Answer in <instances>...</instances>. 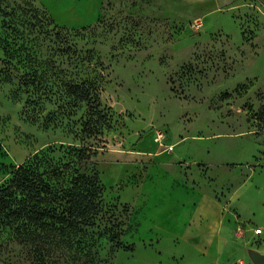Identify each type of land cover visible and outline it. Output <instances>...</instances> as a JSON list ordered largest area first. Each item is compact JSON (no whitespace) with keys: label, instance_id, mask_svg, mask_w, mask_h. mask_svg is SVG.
I'll use <instances>...</instances> for the list:
<instances>
[{"label":"rangeland","instance_id":"1","mask_svg":"<svg viewBox=\"0 0 264 264\" xmlns=\"http://www.w3.org/2000/svg\"><path fill=\"white\" fill-rule=\"evenodd\" d=\"M96 1L36 4L75 28L76 69L98 81L110 127L81 136L87 106L70 121L58 102L35 106L32 120L16 82L0 83V184L34 152L75 141L94 152L81 170L98 171L128 224L124 247L104 242L98 264H255L249 252L264 253V0H100L98 16ZM175 178L210 193L224 215L177 219L161 207ZM0 264L36 263L12 241Z\"/></svg>","mask_w":264,"mask_h":264},{"label":"trees","instance_id":"2","mask_svg":"<svg viewBox=\"0 0 264 264\" xmlns=\"http://www.w3.org/2000/svg\"><path fill=\"white\" fill-rule=\"evenodd\" d=\"M7 1L0 0V83L16 82L32 120L38 118L35 106L44 102H58L70 121L86 105L78 132L99 137L111 116L100 107L95 76L79 77L85 68L76 69L75 28L58 25L36 0ZM74 142L34 152L12 166L0 184V251L13 241L36 264H98L104 242L124 247L128 224L122 212L105 199L98 171L80 168L94 152Z\"/></svg>","mask_w":264,"mask_h":264},{"label":"crops","instance_id":"3","mask_svg":"<svg viewBox=\"0 0 264 264\" xmlns=\"http://www.w3.org/2000/svg\"><path fill=\"white\" fill-rule=\"evenodd\" d=\"M96 4L99 6H94L93 11L94 14L98 16L100 13V0H97ZM168 194V198H164L167 200L162 202L161 207H164L177 219L183 216H188L189 218L199 217L200 221V219H208L207 217H210L211 214H217V216L220 214L219 217H222V215H224V211H226L223 210V206L220 204V202L207 191L194 188L186 183H182L176 178L173 181H170ZM167 201L168 204H166ZM210 211L212 212L210 213ZM191 220L194 219H190V221ZM185 224V226H187L189 224L188 221L185 222ZM223 225L224 224L222 222V226ZM227 226H231L230 222Z\"/></svg>","mask_w":264,"mask_h":264},{"label":"water","instance_id":"4","mask_svg":"<svg viewBox=\"0 0 264 264\" xmlns=\"http://www.w3.org/2000/svg\"><path fill=\"white\" fill-rule=\"evenodd\" d=\"M249 255L255 264H264V253L257 250H251Z\"/></svg>","mask_w":264,"mask_h":264},{"label":"built area","instance_id":"5","mask_svg":"<svg viewBox=\"0 0 264 264\" xmlns=\"http://www.w3.org/2000/svg\"><path fill=\"white\" fill-rule=\"evenodd\" d=\"M158 134H159V136L162 135L161 133H158ZM256 231H260V229L258 228V229H256Z\"/></svg>","mask_w":264,"mask_h":264}]
</instances>
